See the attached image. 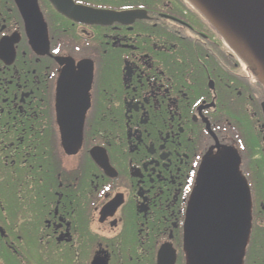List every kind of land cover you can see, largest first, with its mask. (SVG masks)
<instances>
[{
  "label": "flooded vegetation",
  "instance_id": "obj_1",
  "mask_svg": "<svg viewBox=\"0 0 264 264\" xmlns=\"http://www.w3.org/2000/svg\"><path fill=\"white\" fill-rule=\"evenodd\" d=\"M227 149L264 264V87L187 0H0V264H206L186 246ZM218 248V249H219Z\"/></svg>",
  "mask_w": 264,
  "mask_h": 264
},
{
  "label": "water",
  "instance_id": "obj_2",
  "mask_svg": "<svg viewBox=\"0 0 264 264\" xmlns=\"http://www.w3.org/2000/svg\"><path fill=\"white\" fill-rule=\"evenodd\" d=\"M251 69L264 87V0H187ZM233 149L206 160L193 192L186 246L224 264L223 247H243L250 224L251 195ZM220 247V248H219ZM219 248V249H218ZM233 264V262L231 263Z\"/></svg>",
  "mask_w": 264,
  "mask_h": 264
}]
</instances>
